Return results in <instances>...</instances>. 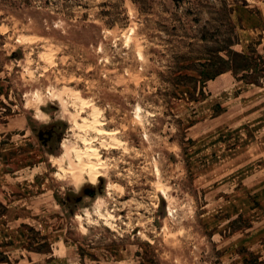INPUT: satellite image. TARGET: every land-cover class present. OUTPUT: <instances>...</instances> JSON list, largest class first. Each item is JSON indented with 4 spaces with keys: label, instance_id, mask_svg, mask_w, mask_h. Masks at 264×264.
Instances as JSON below:
<instances>
[{
    "label": "rangeland",
    "instance_id": "374dc122",
    "mask_svg": "<svg viewBox=\"0 0 264 264\" xmlns=\"http://www.w3.org/2000/svg\"><path fill=\"white\" fill-rule=\"evenodd\" d=\"M0 264H264V0H0Z\"/></svg>",
    "mask_w": 264,
    "mask_h": 264
},
{
    "label": "trees",
    "instance_id": "16d2710c",
    "mask_svg": "<svg viewBox=\"0 0 264 264\" xmlns=\"http://www.w3.org/2000/svg\"><path fill=\"white\" fill-rule=\"evenodd\" d=\"M49 1V0H46ZM199 19H195V21H198ZM193 21V20H192ZM206 26L199 27L197 29L198 33L196 35V41L197 44L199 45L200 49H198V56L196 57L197 60H204V63H201L203 67L205 66L206 68L201 69L199 72V76L203 79H209L214 77L216 74L223 72L226 70L228 65L226 64L225 59L220 56V52L225 51L226 53H230V48L229 45L230 43H227V41L222 40V43H218L217 45H211V39L210 36L212 34L208 31V29L205 28ZM202 42V43H200ZM217 58L221 63L220 65L213 67L212 66V60ZM199 62V61H198Z\"/></svg>",
    "mask_w": 264,
    "mask_h": 264
},
{
    "label": "bare ground",
    "instance_id": "6f19581e",
    "mask_svg": "<svg viewBox=\"0 0 264 264\" xmlns=\"http://www.w3.org/2000/svg\"><path fill=\"white\" fill-rule=\"evenodd\" d=\"M68 151H69V150H68ZM92 166L94 167V165H92ZM92 166H91V167H92ZM95 167H96V166H95ZM95 167H94L93 169H96ZM90 169H91V168H90ZM91 170H92V169H91ZM95 177H97V174H95Z\"/></svg>",
    "mask_w": 264,
    "mask_h": 264
}]
</instances>
